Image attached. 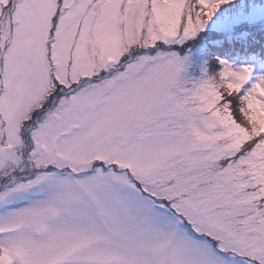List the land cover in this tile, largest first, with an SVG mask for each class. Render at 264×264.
<instances>
[{"label": "snow or ice", "instance_id": "obj_1", "mask_svg": "<svg viewBox=\"0 0 264 264\" xmlns=\"http://www.w3.org/2000/svg\"><path fill=\"white\" fill-rule=\"evenodd\" d=\"M0 264H264V0H0Z\"/></svg>", "mask_w": 264, "mask_h": 264}]
</instances>
